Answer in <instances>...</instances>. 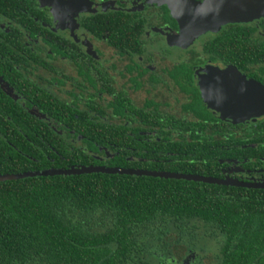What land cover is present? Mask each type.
Instances as JSON below:
<instances>
[{"label":"flooded vegetation","instance_id":"1","mask_svg":"<svg viewBox=\"0 0 264 264\" xmlns=\"http://www.w3.org/2000/svg\"><path fill=\"white\" fill-rule=\"evenodd\" d=\"M205 1L0 0V106L12 108L14 146L28 141L50 162L34 148L77 146L94 166L237 183L200 182L229 202L264 194L240 185L264 183V16L206 25ZM185 224L196 234L115 264H264V235ZM239 239L263 243L248 253Z\"/></svg>","mask_w":264,"mask_h":264},{"label":"trees","instance_id":"2","mask_svg":"<svg viewBox=\"0 0 264 264\" xmlns=\"http://www.w3.org/2000/svg\"><path fill=\"white\" fill-rule=\"evenodd\" d=\"M3 88L0 82V98ZM10 109L0 106V174L96 163L77 146L34 148L46 150L53 162L32 153L26 140V147L16 148ZM108 161L117 163L116 158ZM213 187L218 186L145 177L134 181L103 172L0 181V264H115L117 257L128 263L135 260L131 252L150 253L162 237L170 243L174 236L195 235L197 229L185 224L194 220L212 222L227 236L264 235V209L234 207L264 204V194L229 202L209 190ZM210 226L202 228L204 234L211 233ZM261 243L239 239L236 244L248 245L250 253L253 244Z\"/></svg>","mask_w":264,"mask_h":264},{"label":"water","instance_id":"3","mask_svg":"<svg viewBox=\"0 0 264 264\" xmlns=\"http://www.w3.org/2000/svg\"><path fill=\"white\" fill-rule=\"evenodd\" d=\"M198 12H201V18L206 25H210L213 19L222 20H250L253 18L264 16V0H206L205 3L196 7ZM210 28V26H209ZM103 172L108 174H133L146 175V176H159L168 179H184L191 181H198L204 183H218L237 185L234 182H222L217 179L202 177L198 175L178 174V173H158L147 171H132L128 169H121L117 167H105L94 165H80L69 168H50L40 171H26L20 173H6L0 174V181L18 180L27 177L35 176H56V175H80L87 173ZM241 186H249L255 188H264V183L244 184Z\"/></svg>","mask_w":264,"mask_h":264}]
</instances>
